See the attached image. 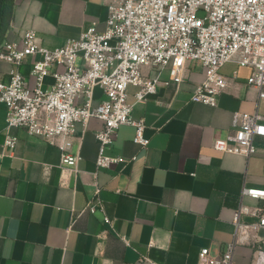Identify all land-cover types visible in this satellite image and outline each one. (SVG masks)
<instances>
[{
  "label": "crops",
  "instance_id": "1",
  "mask_svg": "<svg viewBox=\"0 0 264 264\" xmlns=\"http://www.w3.org/2000/svg\"><path fill=\"white\" fill-rule=\"evenodd\" d=\"M111 1L10 0L0 44L20 41L26 29H35L39 42L50 48L80 37L93 21L101 31ZM40 58L29 55L20 65L0 61V74L8 81L10 70L18 69L33 84L31 66ZM251 71L237 57L225 63L221 72L228 86L215 106L191 100L205 76L197 60L187 62L179 84L162 82L145 99L137 100L139 86L130 84L132 117L145 120L150 143L141 147L133 141L134 126L122 125L109 152L136 158L109 168L95 163L100 119L76 123L68 148L80 156L74 170L61 164L57 144L22 127L6 129L1 106L0 264H198L203 247L220 254L233 240L243 186L264 187V136L254 138L250 156L214 146L235 132V112L264 116V97L247 83ZM143 73L157 71L145 66ZM162 77L168 79V70ZM53 80L46 76L44 87ZM103 97L95 87L94 103ZM7 134L17 136L14 147L5 144ZM89 201L97 205L94 212ZM243 202L264 206L250 196ZM257 235L236 246L232 264H264V228Z\"/></svg>",
  "mask_w": 264,
  "mask_h": 264
},
{
  "label": "built area",
  "instance_id": "2",
  "mask_svg": "<svg viewBox=\"0 0 264 264\" xmlns=\"http://www.w3.org/2000/svg\"><path fill=\"white\" fill-rule=\"evenodd\" d=\"M38 39L35 29H26L20 41L0 44V61L20 65L29 55H41L31 66L33 84L18 69L10 70L8 81L0 74V107L6 109V129L22 127L29 135L57 144L61 164L74 170L80 156L69 152V137L77 122L86 125L93 117L103 122L95 132L98 168L136 158L109 152L124 124L134 126L133 141L147 148L150 138L145 135L146 123L143 118L132 117L128 87L138 85L135 96L145 99L156 93L162 82L179 84L190 60L199 61L205 74L193 89V102L217 105L228 86L221 68L236 57L240 65L252 68L247 83L264 97V0H112L103 30H98L93 21L80 37L68 38L54 48ZM145 66L154 68L157 74H144ZM165 70L168 79L162 77ZM48 75L54 80L44 87ZM97 86L104 97L94 103ZM263 119L259 112H235V132L216 139L214 146L250 156L256 151L254 138L264 136ZM17 139L7 134L5 144L14 147ZM99 191L97 186L96 193ZM245 196L264 201V187L243 186L232 220L233 240L220 254H213L207 246L201 248L198 264H232L238 244L259 239L257 232L264 228V206L253 208L243 202ZM96 207L89 201L91 212ZM105 220L110 218L106 216Z\"/></svg>",
  "mask_w": 264,
  "mask_h": 264
},
{
  "label": "trees",
  "instance_id": "3",
  "mask_svg": "<svg viewBox=\"0 0 264 264\" xmlns=\"http://www.w3.org/2000/svg\"><path fill=\"white\" fill-rule=\"evenodd\" d=\"M10 7V0H0V34L2 30V22L4 20V17H6L8 10ZM1 40V36H0Z\"/></svg>",
  "mask_w": 264,
  "mask_h": 264
}]
</instances>
